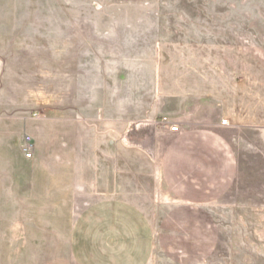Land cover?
Returning <instances> with one entry per match:
<instances>
[{"label":"rangeland","instance_id":"rangeland-1","mask_svg":"<svg viewBox=\"0 0 264 264\" xmlns=\"http://www.w3.org/2000/svg\"><path fill=\"white\" fill-rule=\"evenodd\" d=\"M84 103L108 105L104 120ZM7 121L36 133L19 186ZM171 125L216 143L215 191L175 216ZM0 139V264H78L68 227L103 214L120 232L90 244V264H264V0H0Z\"/></svg>","mask_w":264,"mask_h":264},{"label":"crops","instance_id":"crops-1","mask_svg":"<svg viewBox=\"0 0 264 264\" xmlns=\"http://www.w3.org/2000/svg\"><path fill=\"white\" fill-rule=\"evenodd\" d=\"M111 106L112 108L114 107L116 112L115 122H120L123 118V114L125 110L123 103H120L118 105V103L115 102ZM107 109H108V105L101 103L100 104L84 103L81 106V110L87 116L90 117L89 120H93L92 113H94V120H104L103 119L105 118L104 113L107 112ZM135 109L136 107H133V110ZM74 110H76L75 107ZM140 111L141 109L140 107H138L136 109L137 118L148 117V115L145 113L146 110L144 111L143 109L141 111L142 114H140ZM1 126L2 128L6 129L5 131H7V136H5L7 138V152L3 154L4 157L2 158V160L5 161L7 160V162L2 163L0 161V163L3 164V167L7 168V186L8 184H11V182L13 184L15 183V186H19V184L17 183L18 181L20 180L22 181L28 175L32 177L34 176V173L28 172L27 169L29 167V164L32 163V160L34 159L35 156L34 140L36 139V133L33 129H31L30 126L21 125L20 123H17L15 121H7V125L3 123V125ZM22 131L27 133L29 132V135L27 136H29L32 144V155L30 159L25 158L23 149L21 150V152H14V153L10 150L11 140L13 138L16 141L19 140L20 138L19 136ZM169 137L173 140L174 147L178 149L174 153L170 152L168 156L163 158V162L167 166L166 171H163V176L165 178L167 190L174 196L175 206L180 209L177 210L176 213H173V215L175 216L178 212L181 211L204 207L205 193L215 191L213 185L216 184H213L211 182L214 180L205 178L207 175L204 173L205 172L204 148L206 146L207 147L213 146L215 140L212 136H208L205 138L203 136L201 137L199 134L194 133L192 131L190 132L186 131L177 134L169 133ZM207 142L211 144V146H209ZM179 146L180 148L183 147V149L180 150ZM220 148L221 147L217 145L216 149L220 150ZM210 150H213V148L212 149L210 148ZM230 161L231 159L229 157L228 160L229 164ZM234 163L235 162L233 161V164ZM216 174L217 176L219 175L218 173ZM218 180L219 179L217 177V182ZM15 191L17 190L15 189ZM7 192L12 193L11 187L10 188L7 187ZM104 202H97L93 205L94 207H99V208L112 207L113 205L118 203V200H110L111 203H107V201ZM171 216L172 215L169 214L167 219L165 218L163 225H161L158 241L157 239L155 240L156 242L153 241L154 243L153 249L155 248V244L157 245V248L160 247L162 251L165 248V246H168L167 244L169 242L168 241L169 236L166 234L168 232L167 231L168 229L165 226L169 223L168 218H170ZM86 219L87 217H83V219L80 220V222H78L79 225L85 224V226H83L82 228L80 227L78 231L76 229L75 218L71 226L68 227V239H70L69 240L70 244L74 248L73 255H75L78 264H90L89 261H91V259L89 258L91 255H89L88 253L89 247L91 246L90 244L95 245L96 240L99 241L98 245H100L101 243L105 244L106 242L105 240L106 239L108 240L109 235L120 232L118 231V227L115 226L117 223L119 222L121 223V218L119 217L116 218L108 217L107 214L106 215L103 214L93 219L92 222L87 221L89 222V224H93L94 227L91 226L88 227L87 222H84V220ZM67 221L70 222V218ZM123 230L125 231V229H122V231ZM136 230L139 232L140 229L136 228ZM150 233L153 234V232ZM108 242L109 241H107V243ZM76 248L80 251L78 252L75 251ZM92 264H100V261L96 262L94 260Z\"/></svg>","mask_w":264,"mask_h":264},{"label":"built area","instance_id":"built-area-1","mask_svg":"<svg viewBox=\"0 0 264 264\" xmlns=\"http://www.w3.org/2000/svg\"><path fill=\"white\" fill-rule=\"evenodd\" d=\"M164 124H169V121H167L166 119H163L162 121ZM223 125H226V121L222 122ZM179 130L177 125H171L170 126V132L172 133H177ZM24 145L25 147L23 148V152L25 154V158L30 159L31 155H32V144L31 141L28 137L24 138Z\"/></svg>","mask_w":264,"mask_h":264}]
</instances>
